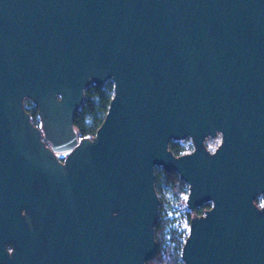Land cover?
I'll return each instance as SVG.
<instances>
[{
	"label": "water",
	"instance_id": "water-1",
	"mask_svg": "<svg viewBox=\"0 0 264 264\" xmlns=\"http://www.w3.org/2000/svg\"><path fill=\"white\" fill-rule=\"evenodd\" d=\"M107 80L101 125L77 137ZM155 167L188 211L210 204L183 264H264V0H0V264H146Z\"/></svg>",
	"mask_w": 264,
	"mask_h": 264
},
{
	"label": "trees",
	"instance_id": "trees-1",
	"mask_svg": "<svg viewBox=\"0 0 264 264\" xmlns=\"http://www.w3.org/2000/svg\"><path fill=\"white\" fill-rule=\"evenodd\" d=\"M112 94L111 86L90 84L86 88L83 103L73 121V129L77 137L91 138L95 135L105 117ZM24 107L30 114L33 124L37 125L38 115L36 106L30 100H26ZM169 149L176 156L181 155L183 152V147L173 141L169 142ZM154 186L156 194L159 195V209L161 211L165 209L166 205L169 207L185 205L188 187L175 171H167L162 167H155ZM167 195L169 196L168 198L166 197ZM255 203H259L258 198L255 199ZM209 207L210 204L206 203L201 207L195 208L193 211L187 210L188 224L193 216L202 215L204 210ZM186 236L187 233L178 232L172 226L171 219L165 217L163 213L162 217L156 220L154 226L156 251L146 264H183L180 255Z\"/></svg>",
	"mask_w": 264,
	"mask_h": 264
},
{
	"label": "rangeland",
	"instance_id": "rangeland-1",
	"mask_svg": "<svg viewBox=\"0 0 264 264\" xmlns=\"http://www.w3.org/2000/svg\"><path fill=\"white\" fill-rule=\"evenodd\" d=\"M103 85L112 87V82L110 80H107ZM172 141L178 143L183 147L182 153H187L193 150V144L190 138ZM220 142L221 135L217 134L214 137H207L204 140V145L208 151H214V149L220 144ZM157 197L159 199V195H157ZM166 197L168 198L169 196L167 195ZM258 201H264V196L262 195L258 197ZM186 211L187 209L185 205H179L178 207H169L168 205H166L163 211H161L158 207L157 219L162 217V214L164 213L165 217L171 219L172 226L177 229L178 232L188 233L189 224Z\"/></svg>",
	"mask_w": 264,
	"mask_h": 264
},
{
	"label": "built area",
	"instance_id": "built-area-1",
	"mask_svg": "<svg viewBox=\"0 0 264 264\" xmlns=\"http://www.w3.org/2000/svg\"><path fill=\"white\" fill-rule=\"evenodd\" d=\"M260 197V196H259ZM258 206H264V201L257 203Z\"/></svg>",
	"mask_w": 264,
	"mask_h": 264
},
{
	"label": "flooded vegetation",
	"instance_id": "flooded-vegetation-1",
	"mask_svg": "<svg viewBox=\"0 0 264 264\" xmlns=\"http://www.w3.org/2000/svg\"><path fill=\"white\" fill-rule=\"evenodd\" d=\"M37 125L39 126L40 124H39V119H38V123H37Z\"/></svg>",
	"mask_w": 264,
	"mask_h": 264
}]
</instances>
